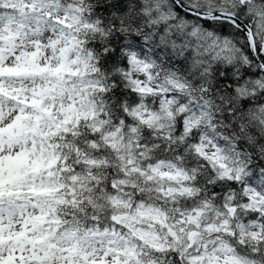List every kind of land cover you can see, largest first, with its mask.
I'll return each instance as SVG.
<instances>
[{
	"label": "snow or ice",
	"instance_id": "1",
	"mask_svg": "<svg viewBox=\"0 0 264 264\" xmlns=\"http://www.w3.org/2000/svg\"><path fill=\"white\" fill-rule=\"evenodd\" d=\"M0 264H264V0H0Z\"/></svg>",
	"mask_w": 264,
	"mask_h": 264
}]
</instances>
